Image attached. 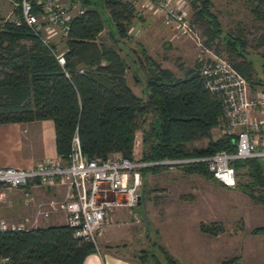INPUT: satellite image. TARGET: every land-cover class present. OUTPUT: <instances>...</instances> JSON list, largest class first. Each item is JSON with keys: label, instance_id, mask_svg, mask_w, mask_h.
<instances>
[{"label": "trees", "instance_id": "obj_1", "mask_svg": "<svg viewBox=\"0 0 264 264\" xmlns=\"http://www.w3.org/2000/svg\"><path fill=\"white\" fill-rule=\"evenodd\" d=\"M70 1H79L82 11L68 19L61 49L55 42H44L24 21L0 16V123L51 118L56 152L64 159L71 152L74 136L89 157L118 152L131 159L152 160L235 150L234 133L224 131L212 136V128L222 125L223 104L206 88L200 60L190 67L181 64L183 74L177 75L143 46L130 48L132 57L129 51L120 53L118 43L131 37L134 19L139 18L135 0ZM187 2L194 9V21L203 26L204 45L215 44L216 53L221 46L251 88L262 84L253 75V60L248 57L251 43L245 29L225 31L212 10V0ZM245 3L263 28L255 45H264V0ZM33 11L42 8L33 2ZM60 50L65 57L63 65L55 57ZM131 65L135 67V80H140L137 71L143 75L145 96L136 94L127 83L126 71ZM137 131L141 135L140 150ZM201 138L207 140L205 145L188 146ZM232 165L237 176H245L237 179L234 187L264 204V159L236 158ZM162 168L145 166L141 172L143 175ZM182 169L224 185L205 162H193ZM142 197L140 193V203ZM198 225L201 231L213 235L224 230L216 220H201ZM250 232L264 236V224ZM96 249L91 240L74 236L67 223L0 229V255L9 256L11 264H82L84 257ZM135 255L142 264H179L157 242L155 247L138 249ZM215 264H241L240 256L229 255Z\"/></svg>", "mask_w": 264, "mask_h": 264}, {"label": "built area", "instance_id": "obj_2", "mask_svg": "<svg viewBox=\"0 0 264 264\" xmlns=\"http://www.w3.org/2000/svg\"><path fill=\"white\" fill-rule=\"evenodd\" d=\"M10 18L24 21L44 42L58 33L61 37L68 32V19L82 9L79 4L60 0H12ZM33 2L42 11H33ZM143 6L163 16L164 22L174 25L180 34L196 37L202 50L209 48L200 40L196 22L186 15V0H144ZM19 11H16V8ZM55 57L63 65V51H56ZM200 71L206 88L219 97L223 104V132L235 134V150L219 149L207 155H186L163 157L152 160L131 159L118 152L105 157L86 156L77 136L72 139L69 156L64 159H44L28 168L0 166V199L6 198L5 187L25 184H64L68 192L58 204L66 210V223L73 229V235L97 244L99 230L113 208L125 205L134 219L133 210L137 204L141 184V169L145 166L166 168L184 167L193 162H205L214 177L227 187H234L237 175L232 161L236 158L258 157L264 159V88H250L245 78L224 56L202 57ZM48 210H45L46 215ZM9 226L0 220V229ZM0 264H11L9 256L0 255Z\"/></svg>", "mask_w": 264, "mask_h": 264}, {"label": "rangeland", "instance_id": "obj_3", "mask_svg": "<svg viewBox=\"0 0 264 264\" xmlns=\"http://www.w3.org/2000/svg\"><path fill=\"white\" fill-rule=\"evenodd\" d=\"M61 1L67 4L70 0ZM135 1L139 18L134 19V24L130 29L131 37L118 43L121 54L129 51V55L132 57L133 53L130 48L143 46L162 66L169 67L177 75H182L183 67L192 66L200 56H227L221 46L218 47L219 51L216 53L214 51L217 48L215 44L207 46L208 50H202L195 40L196 37L180 34L174 25L164 22L162 15L143 6L144 0ZM74 2L79 4V1ZM212 2V10L217 14L225 31L235 32V29L239 27L245 29L251 43L248 47V57L253 60V75L254 78L262 80V84L256 86L264 87V45H255L258 36L263 31L262 24L253 19L245 0H212ZM12 7V0H0V16L9 17ZM186 15L189 20L194 21V9L188 2ZM103 18L107 24L109 19L106 10L103 11ZM196 26L197 34L200 40H203V26L200 23H196ZM49 40L55 42L57 49L62 48L63 39L58 33L49 36ZM181 64L183 67L180 66ZM134 72L135 67L131 65L126 71L127 83L136 94L145 96L143 75L141 71H137L140 78L137 81L133 76ZM221 128L223 127L219 125L212 129V136H218L222 132ZM140 138V131H137L136 142L139 150ZM206 141L201 138L188 143V146H202ZM135 155H140V151ZM182 171V167L171 169L164 167L157 173L147 171L141 176L139 192L143 193V201L140 203L141 206L136 207V210L140 214L138 222L140 221L142 229L145 230L146 225L149 227L147 239L142 242L145 245L144 248L155 247L156 242L167 248L165 239L168 240L173 234L179 232V234L193 236L195 240L191 243H195L201 251L205 242L198 239L201 231L198 220H216L224 225V230L217 235H210L211 260L202 264H215L229 255H239L241 264H264V236L250 232L253 227L264 224V204L253 201L237 187H224L198 174L193 175L194 181L171 182L174 173H182ZM195 178L199 180L196 179V181ZM239 178L244 179L245 176H237V179ZM192 183L194 186H190ZM4 190L6 192L8 187H5ZM0 201H8L7 192L6 198L0 199ZM200 205L207 209L205 216L198 210ZM47 208L44 204H40L38 211L43 216L45 210H48ZM196 210L199 213L195 216ZM188 211L192 212L191 216L187 215ZM177 212L182 215L177 218L179 221L174 219ZM0 220H4L9 226H30L31 224L26 221L19 224L5 215H0ZM97 241L98 239H96ZM197 252L195 264H201L203 256H198L200 252ZM179 264L185 263L179 261Z\"/></svg>", "mask_w": 264, "mask_h": 264}, {"label": "crops", "instance_id": "obj_4", "mask_svg": "<svg viewBox=\"0 0 264 264\" xmlns=\"http://www.w3.org/2000/svg\"><path fill=\"white\" fill-rule=\"evenodd\" d=\"M219 125L223 126V122L222 125L221 123ZM219 125L214 126L212 129ZM221 131L223 132L222 128ZM57 157L59 155L56 152L54 124L51 118L0 123V166L9 165L28 168L44 159H55ZM193 175H197V173L176 172L171 182L181 180L194 181L192 179ZM196 179L199 180L198 178ZM207 179L210 180L209 178ZM190 186H194V184L192 183ZM6 192L8 201H0V215H5L13 221L19 222V224L26 221L31 223L30 226L66 223V210L58 205L55 208L49 206V202L58 204V202L66 198L68 192L66 185L25 184L10 187ZM141 194L143 196V193ZM40 204L48 207L46 215L43 214L42 216L40 211H38ZM134 208L133 210L140 216L136 207ZM198 210L205 216L207 209L203 205H200ZM199 211H193L195 216ZM180 215L177 212L174 215V219L177 220V218L182 217ZM187 215L191 216L192 212L188 211ZM138 219L132 217L129 208L125 205L113 208L99 230L97 249L88 253L84 257L82 264H142L138 261L135 252L137 249L144 248L145 245L142 242L146 241L148 230L147 227L145 228L146 231L142 229ZM175 220H173L174 223ZM201 220H198V223ZM177 233L173 234L169 239L167 238L168 240L165 239V241L167 248L178 261L185 264H195L197 251L200 252L198 256H203L201 264L211 260L209 239L212 234L200 231L198 239L203 240L205 244L202 245V250L199 251L195 243H191V241L195 240L193 236Z\"/></svg>", "mask_w": 264, "mask_h": 264}, {"label": "water", "instance_id": "obj_5", "mask_svg": "<svg viewBox=\"0 0 264 264\" xmlns=\"http://www.w3.org/2000/svg\"><path fill=\"white\" fill-rule=\"evenodd\" d=\"M140 202V195H138V200H137V203L139 204ZM148 222V221H147Z\"/></svg>", "mask_w": 264, "mask_h": 264}]
</instances>
